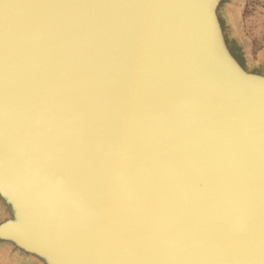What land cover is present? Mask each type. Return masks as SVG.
<instances>
[{
	"label": "water",
	"instance_id": "1",
	"mask_svg": "<svg viewBox=\"0 0 264 264\" xmlns=\"http://www.w3.org/2000/svg\"><path fill=\"white\" fill-rule=\"evenodd\" d=\"M241 3L0 0L1 264H264Z\"/></svg>",
	"mask_w": 264,
	"mask_h": 264
},
{
	"label": "rangeland",
	"instance_id": "2",
	"mask_svg": "<svg viewBox=\"0 0 264 264\" xmlns=\"http://www.w3.org/2000/svg\"><path fill=\"white\" fill-rule=\"evenodd\" d=\"M239 18L249 55L256 59L264 51V0H242Z\"/></svg>",
	"mask_w": 264,
	"mask_h": 264
},
{
	"label": "bare ground",
	"instance_id": "3",
	"mask_svg": "<svg viewBox=\"0 0 264 264\" xmlns=\"http://www.w3.org/2000/svg\"><path fill=\"white\" fill-rule=\"evenodd\" d=\"M248 49V48H247Z\"/></svg>",
	"mask_w": 264,
	"mask_h": 264
}]
</instances>
